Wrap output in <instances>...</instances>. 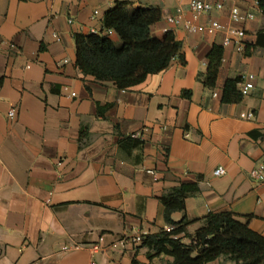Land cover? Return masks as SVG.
<instances>
[{
    "label": "crops",
    "instance_id": "obj_1",
    "mask_svg": "<svg viewBox=\"0 0 264 264\" xmlns=\"http://www.w3.org/2000/svg\"><path fill=\"white\" fill-rule=\"evenodd\" d=\"M120 1L0 0V43H6L0 45V264L171 261L151 259L134 240L172 227L161 198L183 184L200 188L186 199L185 212L172 216L175 223L195 221L189 234L209 214L234 213L264 237V184L250 178L264 160V47L245 54L224 46L231 28L244 30V43L255 45L264 29L258 2L225 0L222 11L198 23L218 21L227 29L202 35L167 23L177 8L191 18V0H128L134 8L159 7L152 37L171 28L182 49L165 71L121 90L83 74L74 39L100 34L104 13ZM234 7L254 19L232 23ZM214 45L224 47V57L210 90L199 75ZM249 74L254 90L240 103H223L226 80ZM185 90L191 99L182 96ZM247 113L254 117L243 118ZM136 135L141 148L122 142ZM218 167L224 176L214 175ZM100 239L103 249L95 252ZM120 241L126 245L113 248Z\"/></svg>",
    "mask_w": 264,
    "mask_h": 264
},
{
    "label": "trees",
    "instance_id": "obj_2",
    "mask_svg": "<svg viewBox=\"0 0 264 264\" xmlns=\"http://www.w3.org/2000/svg\"><path fill=\"white\" fill-rule=\"evenodd\" d=\"M256 1L264 15V0ZM161 18L159 7L134 8L128 0L117 2L104 13L100 34L74 35L77 67L85 76L99 82H112L121 90L138 86L148 76L165 71L179 56L182 44L176 40L173 30L165 32L161 38L152 37V28ZM108 31L118 36L119 43L106 34ZM261 47H264V29L258 32L254 46L246 44L245 54ZM223 57L224 47L214 45L207 56V71L199 75L205 88L216 89ZM241 82L242 77L226 80L223 103L237 104L243 100ZM182 96L191 99L192 91L185 90ZM83 136L82 132L81 140ZM122 142L138 148L144 144L141 138L133 136L124 137ZM199 192L198 184H183L162 196L165 221L173 230L143 239L150 258L165 255L172 259L164 264H208L217 259L235 264H264V237L234 213L209 214L194 234H189L187 228L195 221L186 217L179 223L173 221L175 213L185 212L186 199Z\"/></svg>",
    "mask_w": 264,
    "mask_h": 264
},
{
    "label": "built area",
    "instance_id": "obj_3",
    "mask_svg": "<svg viewBox=\"0 0 264 264\" xmlns=\"http://www.w3.org/2000/svg\"><path fill=\"white\" fill-rule=\"evenodd\" d=\"M225 0H191L189 3V10L191 12V18H186L184 15V10L182 8H177L175 14L170 16L167 19V23L171 28H182L183 30L187 31L191 34H208L213 35L217 32L223 31L227 29L226 26L222 25L218 21H209L207 23H198L199 18L203 15L211 14L212 12H220L225 8L224 4ZM99 13L95 12L97 16ZM254 19V15L252 13H242V11L234 7L230 11V20L232 23L238 24L241 22H246L249 20ZM70 24H73V21H69ZM170 29H166L164 31L168 32L171 31ZM90 33L98 34L96 30H92ZM108 35L113 34L111 31L107 32ZM246 34L244 30L231 28L228 30V36L224 40V46L234 45L238 52H244L246 44L244 43ZM54 38L56 41H60V37L55 34ZM0 45H6L5 42H1ZM10 49L14 48L13 45H9ZM255 88V76L252 74L246 75L242 77V82L240 84V91L242 95L248 96ZM65 92H70L68 87L64 88ZM70 95L75 97L76 94L71 92ZM217 96V94H215ZM16 115V111L14 109L10 110L8 113L9 119H14ZM243 118L252 119L254 115L252 113H247L242 115ZM134 137H139L136 135ZM226 169L224 167H218L214 171V175L216 177H221L226 174ZM250 178L253 182L264 184V160L263 163L260 164L257 168L253 169L250 172ZM173 228H168L167 232L172 231ZM135 243H142L143 238L138 237L134 240ZM104 239H100V242L93 246L92 250L95 252L100 251L103 249ZM126 242L120 241L117 244L113 245V248H119V246H125ZM64 251H69L70 248L64 247ZM91 264H96L94 261Z\"/></svg>",
    "mask_w": 264,
    "mask_h": 264
}]
</instances>
